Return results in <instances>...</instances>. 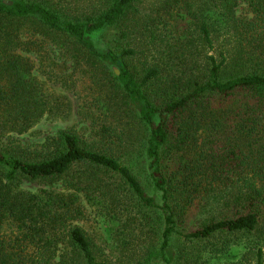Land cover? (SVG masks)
Here are the masks:
<instances>
[{"label": "trees", "instance_id": "1", "mask_svg": "<svg viewBox=\"0 0 264 264\" xmlns=\"http://www.w3.org/2000/svg\"><path fill=\"white\" fill-rule=\"evenodd\" d=\"M198 1L165 9L182 19L174 73L154 64L137 75L130 61L144 51L124 27L144 0L75 11L0 0V264H205L208 247L225 255L233 246L244 263L264 264V0ZM241 2L251 17L238 16ZM211 11L240 31L234 53L184 46L197 32L195 43L213 50ZM46 48L84 58L107 119L138 125L133 154L115 146L119 123H102L94 142L61 130L26 146L43 120L72 114L35 75ZM191 55L202 66L183 60ZM91 218L112 226L113 252L97 250L82 226Z\"/></svg>", "mask_w": 264, "mask_h": 264}, {"label": "rangeland", "instance_id": "2", "mask_svg": "<svg viewBox=\"0 0 264 264\" xmlns=\"http://www.w3.org/2000/svg\"><path fill=\"white\" fill-rule=\"evenodd\" d=\"M5 1L9 2V0ZM54 1L60 3L63 7H70L72 11L81 8L85 3H97V0ZM188 1L194 2L198 0ZM81 2L84 3L81 4ZM186 2L187 0L178 4L174 2L166 4V0H144L142 4L137 6L139 12L130 16V21L124 27V31L129 37L128 41L140 53L144 51L143 55L130 61L131 67L137 75H142L144 71L154 64L161 65L165 73H174L172 71V62L174 58L177 59V55L174 53L179 52L182 55V51L178 50L179 44L177 43L180 36L178 32L183 28L180 27L182 19H180L181 17H170L165 9L168 7L173 12L187 10L188 5ZM246 7V3L241 2L238 16H244V18L251 17ZM191 11L195 12L196 10L192 9ZM209 17L211 18L210 26L213 36V50H210V47L207 45L199 42L197 44L195 43L194 40L199 39L197 32L193 36L191 34L187 35L189 40L185 42L184 46H197L198 53H209L217 57L221 52L228 51L234 53L239 49L243 44V40L241 39L240 31L236 29L234 24L228 22L227 18L220 11L209 12ZM175 18L178 20L175 21ZM190 32L193 33V31ZM102 45L103 43H97L98 48H101ZM45 50L47 54H45L46 58H44V62H41L39 59L36 60L35 75L40 81L45 83L50 92L62 96L71 104L72 114L67 120H43L29 134L22 137V140L26 141V146L36 147L43 143L46 138L56 135L61 130H74L79 135L84 136L89 142H94L95 140H100L95 133L99 131V126L102 123H106L107 125L111 124L113 128L119 127V123L121 128L119 127L115 131L120 135L122 142L120 144L118 141L115 146L124 157H126L125 155L133 154L138 149L139 144L138 125L135 123L130 126L131 122L128 120H124L123 122L121 120L115 121L113 118L107 119V114L105 115L104 113L103 103L99 100V89L93 82L91 76L92 74L95 75V73L91 72L89 66H86L84 58L81 56L77 57L76 53L73 52L68 54V58H65V54L59 49H55L54 52H50L48 48ZM40 55L42 56L43 54ZM48 57L50 59H47ZM192 58L194 59L193 55L190 57L186 56L183 60L192 62L196 68L200 65L202 66V62L198 60V57L194 61ZM78 60L81 63L80 67H76ZM121 130L124 131V134ZM23 187L35 191L40 186L25 182ZM91 219L88 223H83L82 226L94 241L97 250L105 251V253L113 252V249H111L113 248L112 245L117 246L119 243H115V240L111 236L112 226L104 218H98V220ZM243 241L247 242L248 240L244 238ZM230 250L225 255H215L211 253V249L208 247L207 251L210 253H203L204 261H206L205 264H247L241 261L243 250L240 247L233 246L230 247ZM114 254V257L128 255L127 253L122 254L119 250L116 252L114 250Z\"/></svg>", "mask_w": 264, "mask_h": 264}]
</instances>
